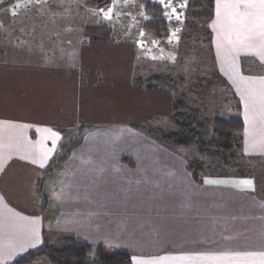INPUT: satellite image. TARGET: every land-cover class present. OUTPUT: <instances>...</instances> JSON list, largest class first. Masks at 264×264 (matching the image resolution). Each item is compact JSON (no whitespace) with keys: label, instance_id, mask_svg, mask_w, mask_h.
Instances as JSON below:
<instances>
[{"label":"crops","instance_id":"1","mask_svg":"<svg viewBox=\"0 0 264 264\" xmlns=\"http://www.w3.org/2000/svg\"><path fill=\"white\" fill-rule=\"evenodd\" d=\"M35 3L20 0L23 8ZM52 15L21 21L50 23ZM262 23L256 20L254 51L224 43L215 55L242 105L245 148L264 155ZM7 40L0 39V264L61 237L128 252L133 264H264V200L252 180L202 176L199 183L185 161L130 124L103 126L121 118L118 95L129 97L118 82L128 53L112 51L104 61L102 51L96 67L89 57L98 50L90 53L87 40L79 55L65 48L46 53L38 43L32 51L47 56L25 61L8 58L13 43ZM244 58L254 62L244 68ZM102 74L115 101H104ZM149 92L145 103L156 97ZM81 126L87 127L83 142L45 179L41 197L42 171ZM50 180L59 195L52 207L45 193Z\"/></svg>","mask_w":264,"mask_h":264},{"label":"rangeland","instance_id":"2","mask_svg":"<svg viewBox=\"0 0 264 264\" xmlns=\"http://www.w3.org/2000/svg\"><path fill=\"white\" fill-rule=\"evenodd\" d=\"M17 1L0 0V39L13 43L8 48L9 59L36 61L46 57L49 51L55 53L57 48L79 55L82 41L86 40L90 53L93 49L98 50L89 57V61L97 64L96 67L101 63L98 64L96 59L102 51L104 61H110L112 51L128 53L127 58L122 54L124 61L119 78L123 79L118 82L127 86H121V92L124 89L129 97L124 98L123 93L118 95L121 118L109 122L104 120V127L130 124L147 130L177 131L182 127L175 123L174 115L178 112L177 105H182L183 112L204 122L210 134L214 118L235 114V103L240 100L220 71L215 50L219 45L230 43L249 48L251 52L257 43L247 45L248 33L238 22L244 9L234 6L233 0H213V18L208 22L185 17L187 4L192 0H34L35 8H23L20 0ZM149 2L161 3L169 35L158 36L145 30V25L151 20L146 13ZM32 14L41 17L53 14L55 17L50 23H22V17ZM33 31H36L34 35L25 39ZM256 32L255 28V42L258 39ZM38 43L46 47V53L35 48L32 51V45ZM13 47L17 48V55ZM243 61L244 68L249 62H254L246 58ZM95 73H100L99 68ZM155 77L166 80L151 88L150 79ZM103 81L104 101L111 98L115 101L111 80L104 77ZM112 81L116 82L115 79ZM151 90L156 91V97L145 103L143 97L149 96ZM107 110L105 104L103 111ZM139 132L175 158L185 161L187 168L190 164L195 169L201 168L202 176L252 180L254 193L264 200V155L246 150L243 133L238 135L240 148L215 152L206 150L196 138H192L187 146L168 145ZM59 173L56 172L53 179ZM50 181L46 183L45 193L52 207L58 205L59 195L53 191L54 180ZM55 183L59 186L58 181Z\"/></svg>","mask_w":264,"mask_h":264},{"label":"trees","instance_id":"3","mask_svg":"<svg viewBox=\"0 0 264 264\" xmlns=\"http://www.w3.org/2000/svg\"><path fill=\"white\" fill-rule=\"evenodd\" d=\"M194 2L195 4H193ZM213 11V0H192L187 4L185 17L208 22L213 18ZM146 13L151 18L144 27L146 31L153 32L158 36L169 35L168 23L164 19L165 11L160 2H149ZM165 80L162 77L152 78L149 82L151 83L150 87L159 86L158 84L165 82ZM235 104L236 112L234 115L217 117L211 121L210 134L204 122L194 115L183 112L184 107L182 105H177L178 112L174 115L175 123L182 127L177 131L134 128L145 133L153 140L168 145L187 146L192 138H196L206 150L215 152L231 151L240 148L241 143L238 140V135L243 133L245 129V123L241 117L242 106L239 101H236ZM86 131L87 127H80L73 140L68 145L61 146L49 166L42 171L38 184V192L41 197L45 179L68 160L73 150L83 142ZM188 169L195 181L201 183V168L195 169L190 164ZM198 170H201V172ZM43 202L46 205V200ZM42 259H45L49 264H133L132 254L128 252L105 246H93L70 237H62L56 242L46 240L40 248L26 253L11 264H35Z\"/></svg>","mask_w":264,"mask_h":264},{"label":"snow or ice","instance_id":"4","mask_svg":"<svg viewBox=\"0 0 264 264\" xmlns=\"http://www.w3.org/2000/svg\"><path fill=\"white\" fill-rule=\"evenodd\" d=\"M163 2V0H161ZM234 6L244 8V12L241 15V19L238 21L246 29L248 35L246 36V42L248 46L255 43L254 35L256 28V20L264 21V0H233ZM262 29L259 33L264 37V23L260 24ZM250 183V182H248Z\"/></svg>","mask_w":264,"mask_h":264}]
</instances>
